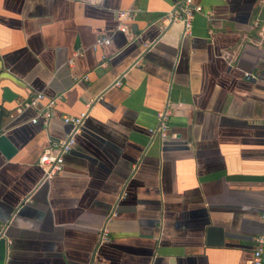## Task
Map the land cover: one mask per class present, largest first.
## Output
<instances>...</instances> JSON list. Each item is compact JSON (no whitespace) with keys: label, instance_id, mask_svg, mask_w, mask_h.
Segmentation results:
<instances>
[{"label":"crops","instance_id":"0c3cea01","mask_svg":"<svg viewBox=\"0 0 264 264\" xmlns=\"http://www.w3.org/2000/svg\"><path fill=\"white\" fill-rule=\"evenodd\" d=\"M175 1L0 0V86L17 94L0 89V264H250L264 0H193L184 36L179 22L159 30ZM99 36L110 42L92 49ZM35 92L44 99L16 109ZM55 96L54 116L31 123ZM87 104L61 170L42 181L38 156L70 129L61 116ZM165 106L160 141L148 131Z\"/></svg>","mask_w":264,"mask_h":264},{"label":"built area","instance_id":"2783aa9c","mask_svg":"<svg viewBox=\"0 0 264 264\" xmlns=\"http://www.w3.org/2000/svg\"><path fill=\"white\" fill-rule=\"evenodd\" d=\"M200 10V5L195 4L193 0H176L172 10L163 14L166 19V24H159V30L163 31L166 26L172 22H179L181 24V36L189 35L193 15L195 13H200ZM155 21H157V19ZM117 28L119 31L123 32L130 41L138 37L133 32L128 30L125 25H118ZM109 42L110 40L108 37L99 36L95 39L91 48L95 49L96 46L106 45ZM75 54H78V52H75ZM244 76L245 78H251V75L248 73H244ZM83 79H86V77L83 76ZM112 85L119 86L120 81L115 80ZM57 98L58 96L47 98L36 114L30 118V122L34 124L37 120H41V123L46 125L47 121L55 114L54 103ZM43 99L44 95L41 92H35L34 94H31L25 97V99L19 101L16 104V109L21 110L28 107H35V105ZM89 107L90 104H87L86 109L78 115L61 116L62 122L68 124L70 129L62 139L49 141L48 145L38 156L37 165L42 171V181H49L52 176L61 170L63 156L73 147L74 137L79 134L81 125L87 115ZM170 114L171 110L168 106H165L162 110L156 112V125L149 129V136L157 137L160 141L166 140ZM109 216L106 221L109 219ZM259 218L262 223V231L252 237L250 264H264V202ZM98 241L99 243L108 241V232L104 225L99 229Z\"/></svg>","mask_w":264,"mask_h":264},{"label":"water","instance_id":"95a60500","mask_svg":"<svg viewBox=\"0 0 264 264\" xmlns=\"http://www.w3.org/2000/svg\"><path fill=\"white\" fill-rule=\"evenodd\" d=\"M158 23V22H157ZM137 39V38H136ZM252 78V77H251ZM249 78V79H251ZM0 89L2 91V98H4L6 101H11L13 99H15V97H17V94L12 92L11 89H9L6 86H0ZM1 235V234H0Z\"/></svg>","mask_w":264,"mask_h":264}]
</instances>
